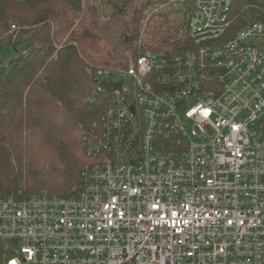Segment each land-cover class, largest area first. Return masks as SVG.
I'll return each mask as SVG.
<instances>
[{"label":"built area","instance_id":"1","mask_svg":"<svg viewBox=\"0 0 264 264\" xmlns=\"http://www.w3.org/2000/svg\"><path fill=\"white\" fill-rule=\"evenodd\" d=\"M232 9L193 0L189 47L98 69L80 184L0 198V264H264V19Z\"/></svg>","mask_w":264,"mask_h":264},{"label":"trees","instance_id":"2","mask_svg":"<svg viewBox=\"0 0 264 264\" xmlns=\"http://www.w3.org/2000/svg\"><path fill=\"white\" fill-rule=\"evenodd\" d=\"M192 9L193 0H0V50L16 54L0 65V198L71 196L84 137L108 105L98 69L189 47ZM260 19L264 0H233L234 31Z\"/></svg>","mask_w":264,"mask_h":264},{"label":"rangeland","instance_id":"3","mask_svg":"<svg viewBox=\"0 0 264 264\" xmlns=\"http://www.w3.org/2000/svg\"><path fill=\"white\" fill-rule=\"evenodd\" d=\"M15 52L14 50L10 48H5L0 50V65L2 63H9L14 57H15ZM131 59H134L131 57Z\"/></svg>","mask_w":264,"mask_h":264},{"label":"snow or ice","instance_id":"4","mask_svg":"<svg viewBox=\"0 0 264 264\" xmlns=\"http://www.w3.org/2000/svg\"><path fill=\"white\" fill-rule=\"evenodd\" d=\"M12 264H15V261H13Z\"/></svg>","mask_w":264,"mask_h":264}]
</instances>
